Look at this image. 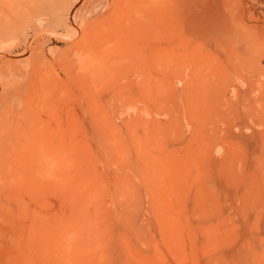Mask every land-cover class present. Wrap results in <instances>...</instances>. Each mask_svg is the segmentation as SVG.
Segmentation results:
<instances>
[{"label": "rangeland", "instance_id": "rangeland-1", "mask_svg": "<svg viewBox=\"0 0 264 264\" xmlns=\"http://www.w3.org/2000/svg\"><path fill=\"white\" fill-rule=\"evenodd\" d=\"M168 1H160L159 10L164 8L162 3L168 9L160 11L154 24H161L157 27L161 31L153 25L155 32L151 29L153 34L149 31L146 36L155 45L147 41L148 49H143L147 54L152 47L156 53L159 51L157 54L162 51L161 74L140 67L126 70L124 66L112 79V74L105 76L104 83L91 82L98 89L89 95V100L84 96L80 75L71 82L69 91L63 89L67 94L58 102L62 105L58 107L61 116L67 118L64 121L50 116L47 109L52 99L44 92L46 87L36 83L43 77L40 47L44 46L49 54V50L67 49L72 41H58L55 36L46 35L48 41L33 45L37 60L33 63L29 92H23L20 87L26 76L22 66L30 56L24 42L36 32L37 20L28 29L19 28L18 35H3L0 29V84H4L1 82L6 79L8 66H19L20 72L12 92L0 89V158L9 160L11 170L15 169L10 173H14L18 166L14 155L17 151L21 154L19 144L30 133L33 138L36 135L44 142L54 141L55 146H61L64 166L54 164L55 157L53 162L41 166L38 157L44 152L42 142L38 137L37 142L27 141L35 148L31 156L41 170L36 173L37 182L49 181L50 212L54 219L63 216L64 227L56 230L65 232L64 264H264V0H184V5L179 4L183 1ZM205 1L209 3L208 29L200 23L191 34L186 19L189 14L200 18ZM173 2H178V7ZM104 8L102 3L90 9L91 15L98 16ZM169 9L171 12L164 16ZM88 11L82 12L81 19H88ZM0 13L1 28L4 18ZM174 13L177 19L169 20ZM181 16L184 21L178 20ZM44 24L52 30L51 19L44 20ZM57 24V31L65 30ZM153 35L161 37L156 39ZM121 43L126 44L125 50L130 49L129 54L124 47L118 50L119 44L113 54L126 63L125 57L134 53L139 43ZM112 44L108 42L107 46ZM155 47L160 48L156 51ZM76 53H81V49L72 54L78 66ZM83 62L87 64L85 59ZM77 66L73 75L80 70ZM143 74H148L150 82L154 76L160 77L161 88L158 94L148 89V101L147 96L142 101L134 93ZM61 76L65 79L62 73ZM124 84H131L128 91ZM120 86H125L124 90ZM130 90L137 102H126ZM31 97L34 122L15 117L28 106ZM139 101L142 103L137 104ZM48 131L53 133L52 138ZM19 172L30 174L26 169ZM18 177L14 174L11 179L3 174L0 184L5 183L3 189L25 184ZM37 182L30 180L25 184L23 189L34 192V197L22 195V202L46 198ZM14 191L21 192L20 188ZM6 205L17 210L22 203L11 200ZM3 209L0 200V212ZM2 212L3 261L9 253L16 256L14 239L20 231L14 226L15 217Z\"/></svg>", "mask_w": 264, "mask_h": 264}, {"label": "bare ground", "instance_id": "bare-ground-1", "mask_svg": "<svg viewBox=\"0 0 264 264\" xmlns=\"http://www.w3.org/2000/svg\"><path fill=\"white\" fill-rule=\"evenodd\" d=\"M160 1L159 0H117V1L116 0L115 1H110V0H106V1H104V0H83V1L82 0H0V11L3 12L2 14H3V18H4V19L2 18L4 21H3V25L0 28L1 34L6 35V34L10 33L11 35L12 34L18 35L19 34L18 29L19 28H21V27L25 28L26 27L25 29H28L31 27V24L37 20L36 32L34 33L33 36H31L30 39H27L24 42L25 50L27 51V53H29L30 56L27 59V62L22 66L23 73L26 76V80L24 81V84L20 87V90L23 92L24 91L29 92L28 85H29V81H30L33 66H34L33 63H34V60H37L34 58L35 47L33 45L34 44L39 45V43L43 44V42L46 39V35L55 36V38L58 41H64V42L72 41L71 45L65 50H57L56 52L49 50L50 55L48 54V51H46V48L44 46L40 47L41 48V50H40L41 58H39L40 59L39 60V62H40L39 67L41 70L40 72L42 74L41 76H43V77L39 80V82L37 81L36 84H38L40 87H44V88L46 87L44 92H46V93L48 92V96L50 97V99H52V101L50 103L49 110L47 109V111H49L50 116L52 118L54 117L56 119V121L60 120V117H61V119L63 118V121L67 119V118L64 119L65 117L61 116L62 113L60 114L61 110L58 107H60L62 105L59 106L58 102H59L62 95L67 94V93H65V91L63 89H67L69 91V89H71L70 88L71 82H73L76 79V77L80 78V75L83 77V81H84V85H83V88L85 89L84 96L89 100V98H91V97H89V95H91L96 90V88L98 89V87H96V86H91V82L102 81L104 83L105 76L112 74V77L109 78V79H112L113 76H115L114 73L118 72V70L123 68L124 66L126 68H128L126 70H130L131 67H132V69H134L136 67L138 69L140 67V68L144 69V71L148 70V71H150V73L155 71V72H158L159 74H161L160 73L161 71H159L161 69L160 68L161 67V65H160L161 64L160 63L161 58H160L159 54L162 51L159 54H157L159 52V51H157L158 50L157 48H160L161 46L157 47V48L155 47L157 53L154 51V48L152 46L151 47L153 50L149 49L148 52L151 51L149 54H147V52H146L148 49V47H146L147 43L149 45V42H147V41L151 40L150 37H148L149 40H147L146 36L149 34V31H151V29L154 31V28H151V27H153V25L156 22V16L161 15L160 11L166 7V3H165V6H164V3H162V2H166V1H162L161 2L163 4L162 7H164V8L159 10L160 9ZM174 1H176V0H174ZM181 1H183V2H181ZM80 2H81V4H79ZM179 2H181L179 4H183L184 0H179ZM203 2H204V0H203ZM102 3L105 4L104 11L101 12L98 16H92L91 15L92 12L90 9L98 8ZM174 3L175 2H173V4ZM177 4H178V2L176 3V5ZM176 5L174 4V6H176ZM169 7H171V6L169 5ZM176 7H178V6H176ZM188 7H189V5L186 8H188ZM203 7H205V9H204L203 15L200 16V18L197 17L198 14L196 16L194 14H189L187 19H186L187 28L191 34L193 33L194 28H198L197 26H199L200 23H202L201 25L204 24L205 25L204 27L207 26L206 28L203 27L204 29H208V25H207L208 20H209L208 19V9H209L208 1L207 2L205 1V6L203 5ZM85 9H89V11H88L89 14L85 15V17L88 16L87 17L88 19H81L82 12ZM168 11L171 12L170 9L165 11V12L162 11L166 14L164 16H166V17L168 16L169 13H166ZM164 13H162V15ZM175 14L176 13H174V15ZM179 14H181V13H179ZM166 17L164 19L167 20ZM175 17L177 19L178 16H176V15L174 17L169 16L168 19L169 20L171 19L174 21V20H176ZM183 17L185 18L186 16H183ZM47 19L52 20V25H51L52 30L46 29V27H45L44 20H47ZM178 20L179 21L183 20L182 16ZM164 22H163V25L166 24ZM57 23H60L62 26H64L65 30L62 32L57 31L56 30V28H57L56 25H58ZM1 24H2V22H1ZM61 25H60V28H61ZM156 25H157V23H156ZM156 25H154V27ZM167 25H169V24L167 23ZM158 26L161 27V24L160 25L158 24L156 26V28ZM157 29H156V32L158 30L161 31V28L158 30ZM160 31H159V33H161ZM205 32H207V31H205ZM150 33L153 34L152 31ZM152 34H150V36ZM177 34H179V33H177ZM157 35H158V33H157ZM77 36H79L80 39L78 38L79 40L73 41L74 38H76ZM170 36L171 35H169V37ZM153 37H154V35H153ZM159 37H161V36L160 35L155 36L154 38L157 39ZM154 38L152 40H155ZM163 38H164V36H163ZM46 40L48 41L49 39H46ZM122 40L128 42V45H129V42H130V44L134 43V45H135V43H139V48H138L139 50L137 49L136 51H134V53H133V51H131L132 53H130V56L128 55L127 58L125 57L126 63H121L123 61V58L122 59L117 58L113 54L114 50L117 47H119L118 44L120 45L121 42L124 43V41H122ZM158 40H157V42L160 41V40L159 41ZM167 40H163V41H167ZM170 40H172V37L168 40V42ZM182 40H184V39H182ZM108 42L113 43V44L110 46H107ZM154 42L151 43V41H150V45L151 44L153 45ZM178 42H180V41H178ZM175 43L176 42H174V44ZM182 43H183V41H182ZM125 45L126 44H124V46L120 45L121 47H119V49L118 48L117 49L120 50L122 47H124L123 49L126 52L128 50V48H126V50H125ZM134 45L133 44L131 45V47H133L132 49H135ZM151 47H149V48H151ZM194 47H195V45H194ZM144 48L146 49V51L143 50ZM172 48H173V46H172ZM75 49H81V53H79V54L76 53V56L79 59V65L78 66L76 65V63H74V58L72 56L73 51ZM166 49H168V48H166ZM174 49H175V45H174ZM129 50L127 51L128 53L126 52L127 54H129V52H130ZM164 50H165V48H164ZM169 50H172V49H169ZM115 51H117V50H115ZM125 52L123 54H125ZM167 52H168V50H167ZM172 54H175V53H172ZM177 54L178 53H176V55ZM36 56H37V54H36ZM171 56H173V55H171ZM84 59H85V61H87V64H84V62H83ZM127 61H133V64L130 65ZM192 64H193V62H192ZM76 66L80 67V70L77 73V75H73V73H72V72H74L73 68L75 67V69H76ZM18 67L19 66L10 68L8 66V68L6 69V73L4 76V77H6V79L4 80L5 82L2 81L1 83H4V84L3 85L0 84V89H2V92L10 93V92H12V90H14L12 85L14 86V83L16 82L15 80L18 78V74L20 73L19 71L17 72ZM178 68H180V67H178ZM61 73L65 76V79L62 78ZM140 73H142V72H140ZM127 74L129 75V73H127ZM143 75H144V77H142L141 80L139 79V81L136 83L137 88L134 91V93L136 92L135 97H137V99L140 97L142 99V101H144L143 99L145 98V96H147V94H149V93H147L148 89H150L154 93L158 94V90H159V88H161V87H159V85H160L159 84L160 83L159 78L160 77L157 78V79H159V81H158L156 79V77L154 76V81L150 82V80L148 78H146V77H148V74L146 77H145L146 74H143ZM122 76H124V75H122ZM138 78H137V80H138ZM117 81H116V84H117ZM126 81H123V82L126 83ZM130 81L133 82V79H131ZM55 82H57V83L59 82L61 87L59 86V88H57L59 83L57 85H55L54 84ZM112 82H114V80H112ZM127 82H129V81H127ZM53 84L55 85V87L57 86L56 87L57 89L54 88ZM131 84H128V85L124 84V85H126V88L128 87V89H126V91L129 90V88H130L129 85L131 86ZM133 84H132V86H135V84L134 85ZM112 86H114V85H112ZM102 87L103 86H101V89L103 90ZM110 87H111V85H110ZM110 87L108 88V90L110 89ZM124 87L125 86H123V87L120 86L119 89L123 88V90H124ZM131 88H134V87H131ZM113 89H115V88H113ZM62 91L64 92V94L61 93ZM68 91H66V92H68ZM105 91H106V89H105ZM109 91H111V90H109ZM113 91H115V90H113ZM116 92L119 93L120 91H116ZM121 92L119 94H121ZM94 93H97V91H95ZM131 93H132V91L130 90V95H131ZM103 94H105V93L103 92ZM124 94H123V96L125 97ZM132 95H134V94H132ZM132 95L129 96V94H128V98H126V102L129 100L128 101V103H129L131 99L133 100V102H137V100L134 101ZM159 95H160V91H159ZM118 96L119 95H116V97H118ZM129 97H130V99H129ZM157 97L159 98L160 96H157ZM157 97H156V99H157ZM148 98L149 97L147 96V99H146L147 101H148ZM31 99H34V98H32V97L29 98L30 103L28 102V106L23 107V110L21 112L15 113V117H17V118L21 117V119H23L25 121H30L31 119L34 118L35 110H34V108L31 107L33 104V103H31L32 102ZM150 99H152V98H150ZM91 100H90V102L94 103V101L93 100L91 101ZM140 102L141 101H139L137 104H139ZM143 104H145V103H143ZM39 105L41 106V103ZM39 107H38V109H39ZM91 110H94V109H91ZM67 111H69V108ZM97 111H99V109ZM65 112H66V108H65ZM92 113H95V112H92ZM65 114L68 115L67 113H65ZM31 121H33V120H31ZM46 125H48V124H46ZM50 127H52V126H50ZM50 130H51V128H50ZM53 130H55V132H56V129H53ZM61 132H63V131H61ZM48 133H51V131H48ZM52 134L53 133L49 134V135H51V138L53 136ZM58 135L61 136L60 132H58ZM58 135H57V138L58 137L60 138V136H58ZM28 136H29V138L26 137L27 138L25 140L26 142L25 141L23 143L20 142L22 144H19L20 146L18 149H20L22 151L21 154H20V152L18 153V151H17V153L14 155V158H13L14 162L15 161L18 162L17 163L18 166L16 167V171L14 173L13 172L10 173L11 171H13L15 169L11 170V164L9 163V160H5V159L0 158V160H1L0 164H2V165H0V167H1L0 172H2L0 174V176H2L3 174H7L12 179V177L14 178V174H16L17 176H19L18 179H20L21 182H24L25 184L27 182H29L30 180H35L37 182V178H36L37 174L36 173L41 172V170L37 168L38 166L36 167V163H35L36 160H34L33 157L31 156L35 153L34 152L35 148L33 145H30L29 143H27V141L30 140L33 143H34V141L37 142L36 138L38 136L35 135V137L33 138L31 133ZM38 139L42 142L43 147H44V152H41L39 154L40 157H38V159H40L39 165L44 166V165L50 163L51 161L53 162L54 157H55L57 159V162H55L54 164H56L58 167L62 168L65 164V161H64L65 157L63 156L61 146L59 144H58V146H55L54 141H53L54 143L53 142L47 143L46 141L45 142L42 141V139L40 137H38ZM53 140H54V137H53ZM56 142H58V141H56ZM17 146H18V144H17ZM10 150H11V148H10ZM10 152H9V154H10ZM30 152H31V154H30ZM20 169L21 170L26 169V170L30 171V174H22L21 172H19ZM40 183L37 182L38 185L43 187L42 196H44L46 198L43 199L42 201H33V202H30L27 199L33 198L34 192H32L31 190L26 191L25 189H23V188H25V184L17 185V187H12V189L9 187L7 189H3V186L5 187V185H4L5 183L0 184V200H1L2 204L4 205L3 212H5V213L10 212L11 213L10 215L12 217H15V220L17 222L14 224V226L17 228V230L19 229V231H20V234L18 236H16L17 239H14V241L16 242V249H17L16 256H12L9 253V255H7V257H5L3 259V261L0 260V264H12V263L17 264L18 262H20L21 264H64L63 263V257H64V250H65V245H66L65 244V232H58V231H62L61 229L64 227L63 216L61 215L59 218L54 219L53 214L50 212V206H49L50 203L48 201L49 198H47V195L49 194L48 193L49 187H50L49 181L46 180V181H44L43 184H40ZM17 188L18 189L20 188V191H21L20 193L14 191ZM32 188H33V186H32ZM26 189H28V188H26ZM37 190H38V188H37ZM15 193H19V195L15 194ZM35 193H36V191H35ZM37 194H39V193H37ZM22 195H26L28 197L27 199L25 198L27 200V202L26 201L22 202L23 201ZM38 197H39V195H38ZM11 200L21 201V203H22L21 207L17 210H11L6 205V203L8 201L10 202ZM12 209H13V207H12ZM0 216H2V215L0 214ZM55 230L57 232H55ZM13 234H15V233H13ZM13 248H15V247H13ZM7 250H8V248H7Z\"/></svg>", "mask_w": 264, "mask_h": 264}]
</instances>
